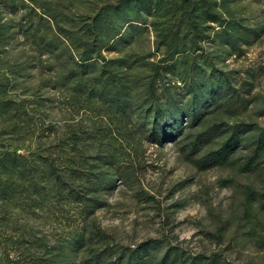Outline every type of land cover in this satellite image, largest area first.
Returning <instances> with one entry per match:
<instances>
[{"label":"trees","instance_id":"1","mask_svg":"<svg viewBox=\"0 0 264 264\" xmlns=\"http://www.w3.org/2000/svg\"><path fill=\"white\" fill-rule=\"evenodd\" d=\"M33 2L0 0V264H147L150 246L112 245L94 216L126 170L123 155L172 138L184 119L195 125L234 95L212 49H234L251 33L209 0L206 19H190L194 33L178 45L184 60L171 59L184 86L162 84L158 66L134 84L125 47L131 21L77 26ZM169 127L177 129L165 135ZM241 132L235 125L210 159L226 162ZM256 138L264 152V129ZM44 224L49 231L40 232Z\"/></svg>","mask_w":264,"mask_h":264},{"label":"rangeland","instance_id":"2","mask_svg":"<svg viewBox=\"0 0 264 264\" xmlns=\"http://www.w3.org/2000/svg\"><path fill=\"white\" fill-rule=\"evenodd\" d=\"M32 2L44 6L48 17L77 26L87 19L131 21L125 47L134 65L132 83L158 66L162 84L171 79L181 87L186 75L171 59L184 60L178 45L194 33L190 19H206L209 5V0ZM217 8L241 33H251L234 49L220 42L212 49V62L229 76L234 95H225L195 125L188 127L184 119L183 130L172 138L141 142L133 154L123 155L126 170L117 171L106 206L94 216L112 245L150 246L147 264H264V152L256 138L264 129V0H218ZM200 36L203 50L211 51L206 35ZM235 125L244 131L238 147L226 162H214L209 155ZM175 129L167 128L165 135ZM44 225L40 232L49 231Z\"/></svg>","mask_w":264,"mask_h":264}]
</instances>
